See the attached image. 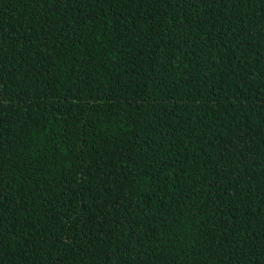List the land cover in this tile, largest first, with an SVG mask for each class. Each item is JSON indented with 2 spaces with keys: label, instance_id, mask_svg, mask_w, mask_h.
<instances>
[{
  "label": "trees",
  "instance_id": "16d2710c",
  "mask_svg": "<svg viewBox=\"0 0 264 264\" xmlns=\"http://www.w3.org/2000/svg\"><path fill=\"white\" fill-rule=\"evenodd\" d=\"M0 264H264V0H0Z\"/></svg>",
  "mask_w": 264,
  "mask_h": 264
}]
</instances>
